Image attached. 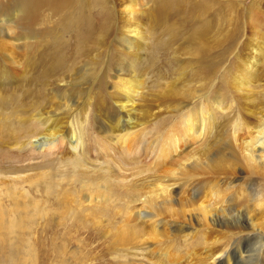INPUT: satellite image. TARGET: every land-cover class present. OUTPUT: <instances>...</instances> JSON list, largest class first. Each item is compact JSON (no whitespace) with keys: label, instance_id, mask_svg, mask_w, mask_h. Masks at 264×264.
Returning <instances> with one entry per match:
<instances>
[{"label":"rangeland","instance_id":"1","mask_svg":"<svg viewBox=\"0 0 264 264\" xmlns=\"http://www.w3.org/2000/svg\"><path fill=\"white\" fill-rule=\"evenodd\" d=\"M78 1L66 11L70 21L44 22L47 38L30 47L0 33L9 76L0 82V264H197L214 237L222 249L263 235L264 149L254 144L249 159L244 141L264 121V0H110L101 42L81 37L107 14L95 11L98 0ZM128 11L135 64L121 77L116 39L125 32L117 29ZM195 39L201 49L190 52ZM53 47L78 70V102L61 125L77 129V119L84 149L74 151L67 137L35 144L46 132L39 108L58 100L73 72L47 71ZM130 74L137 92L124 99V125L109 115ZM228 204L255 226L231 235L212 225L211 214Z\"/></svg>","mask_w":264,"mask_h":264},{"label":"bare ground","instance_id":"2","mask_svg":"<svg viewBox=\"0 0 264 264\" xmlns=\"http://www.w3.org/2000/svg\"><path fill=\"white\" fill-rule=\"evenodd\" d=\"M75 1L76 0H0V33L7 35L8 39H10V41L12 40L11 42H13L12 44L15 46H18L19 44H23V45H26L27 47H30L29 45H31L33 43V42H31V43L29 42L31 39L34 41H36V40H43L44 41V39L47 38V36L49 34L48 33L49 29L48 30H44V29L39 30L40 29L39 27L42 28V26H45L44 22L49 21L52 17H54L56 15H63L64 20H65V22H64L65 24H66V22L71 20L70 16L67 15L66 11L69 7H72L74 5V3L79 2L78 0L76 2ZM98 1H99L100 6H98L95 11L100 12L101 14H103V16H104V12H105L107 14V16H105L103 20H101V18H100V21H98V22L96 20H93L94 21L93 23H90L88 21V23H89L88 27L87 26L85 27L86 29L84 31V34L81 37V39H83V42H86L87 40L88 41L101 42V41H103L104 36L108 34V31L106 30V28L107 29L110 28V24L112 22L110 20L112 17L111 13H112V10H114V9L110 4V0H98ZM128 1L129 2H126V0L122 1L124 3H127L126 5H123L124 7H128L129 5L133 6L136 4L135 0H131V1L128 0ZM132 6H130L129 8H131ZM101 10H103V11H101ZM126 10H127V8H126ZM96 12H95V14H96ZM132 13H133V11H130V12L128 11L127 14H125L124 24L122 22L120 25V28L117 29V30L120 29L119 33L125 32V34L121 33V35L118 37L114 35L115 37H117L116 40H118V42H119L118 43L119 46L117 48L118 49L117 60H118L119 68H116L117 69L116 74H118V76H121V77L125 75L123 72V69L129 68V70H130L132 68V66L135 64L133 62V55L134 54H132V50H131V47L133 45H132V42H130V37H132V35H134V34L136 37V29L137 28L135 27V22L133 23V21L131 19ZM54 18H53V20H54ZM77 21H78V19L76 20V22ZM98 34H101V36L100 35L98 36ZM260 38H262V37H260ZM198 39L200 41L201 38H198ZM47 42H45L44 44H47ZM200 42H198L197 39H195L194 40V43H195L194 46L192 44L193 47H191V48L188 47L189 51L190 52L199 51L201 49V46H200L201 43ZM1 43H2V41L0 40V44ZM259 43L260 44H257V49L259 50L258 54H260L262 51H264V46L262 45V44H264V38L262 40H260ZM49 44H51V42ZM54 44H53V46H56V44L55 45ZM49 46H52V45H49ZM53 48H54V51L52 52V55L50 56V58L52 60L51 61L49 60L51 62V64H48L46 62L49 65V68H47V71H50L53 68L56 69L58 67H61L60 69H62V71H66V73L68 72V70L73 71V72H72V74H70L68 72L71 75V76L69 75L71 77V80H68V79L65 80L62 89L58 90L57 95H55L56 99H58V100L57 101L54 100V102L50 103V107L48 110H42L41 111V109L39 108L37 117L39 116L40 117L39 120L40 121L42 120V122L44 123V126L46 127V132H42L43 133L42 136H40L38 139H36L35 144H38V146H40V147L53 146L52 144L56 143L57 141L62 140L63 137H67L69 140V144L71 145L72 149H74V151L77 149H79V150L84 149L83 148L84 138L82 140L83 136L81 133L82 132L81 126H79L77 119L75 122L77 124L76 126L78 127L77 129L73 128L71 126L72 124L70 125L71 128L68 127L69 126L68 123L65 124L66 126L61 125V121L64 122V118H66V116L69 117L73 113V111H75L74 107L76 106V102H78V100H76V96L73 94V91H75L74 89H76V87L78 85L80 87L81 84H79L80 80L76 81L75 80L76 77L72 76L73 74H76V72L78 73V70H73V68H74V67L72 68L73 65L69 66V65L63 64L61 62L62 58H63L62 53H61V48H59V47H53ZM38 49H39V47H38ZM74 53L76 54V51ZM39 55H40V53H39ZM47 55L49 56V54H47ZM79 56H80V51L78 52V57ZM44 58L46 59V57H44ZM75 63H77V62H75ZM87 64H94V61L88 62ZM67 66L70 68L68 69ZM76 69H77V67H76ZM59 75H61V74H59ZM0 77H1L0 82H2L3 80H6V79H4L6 77L9 78V76H7L5 74V70L3 68L1 69V67H0ZM82 77H83V75H82ZM82 77H80V78H82ZM244 79H246V78L245 77L241 78V84H245L247 82ZM71 81H74L75 83H73ZM117 81H115V82H117ZM118 84H119V82H118ZM117 86H119V85H117ZM136 86H137V84L135 82H133V77L130 74L129 78H126L125 80H123L120 83V87L124 91V98L119 96L121 98H119L118 100H113L115 103V106H117V109H114L113 112L109 116L112 118L117 117L119 120L122 121V123L124 125L130 124V117H131L130 116V107H129L131 105L129 104L128 101H125L124 99H126V98L128 99L129 95L134 96V93L137 92V90L135 89ZM138 87H139V85H138ZM122 96H123V94H122ZM114 97H116V96L114 95ZM78 105H80V103ZM42 108H44V107H42ZM72 116H73V114H72ZM212 120H213V118H212ZM199 121H202V120H199ZM193 125H194V123H193ZM200 126H201V123H200ZM190 129H191V127H190ZM255 132L257 133L258 136L255 135V133H254V135H255L254 137H253V135L251 137L249 136L248 140L244 141L246 143L245 146L248 150L247 156L249 157V159H251V155H252L253 150H254L253 149L254 144L256 147L260 146V148L262 150L264 149V121H262L261 124H259V126ZM39 134L40 133H38V135ZM199 156H200V154H199ZM199 156L195 157V160L192 163L193 166L200 163L199 162L200 157H203V155H201L200 157ZM82 160H84V159H82ZM164 191H166V193H168V190L166 188ZM213 193H214V195H216L215 190H213ZM225 205L226 204H224V206ZM230 205L228 204V206H227L228 210H226V212H223V209L225 207L224 208L221 207V210H218V208H217L216 209L217 212L218 213L221 212L220 215L218 214V215L213 216L211 214L212 225L225 227L227 232L231 233V235H233L232 232L240 235L243 232H245V229L255 226V223L253 222V219L251 217H249L248 215L245 217L243 212H241L235 206H233V205L230 206ZM154 207H155V204H154ZM207 211H210V210H207ZM137 215L139 217V213H137ZM209 216H210V214H209ZM134 220L138 221L136 218H134ZM197 222H198V220H197ZM253 233H254L253 234V241H248L249 235L245 236V237L239 236L236 239L232 240L231 244L230 243L229 244L227 243L228 245L225 244V246L222 247V249L217 248V246L220 244V241H222V237L219 238L220 241L218 239V243H217L216 237L212 238V240L210 241V245H211L212 249H208V250L206 249V253L203 254L202 257L200 256L201 258L199 257V259L195 263H197V264H264V249H263L264 248V232H263V235L259 234V233H255V232H253ZM209 239L210 238H207V241ZM214 242L217 243V245H215ZM207 244H209V243H207ZM198 256H199V254H198ZM194 259H196V258L194 257ZM176 263L180 264V261L177 260ZM181 264H183V263L181 262Z\"/></svg>","mask_w":264,"mask_h":264}]
</instances>
